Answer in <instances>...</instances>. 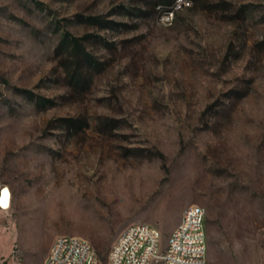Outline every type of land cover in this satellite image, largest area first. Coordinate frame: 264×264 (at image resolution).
Segmentation results:
<instances>
[{"label": "rangeland", "instance_id": "rangeland-1", "mask_svg": "<svg viewBox=\"0 0 264 264\" xmlns=\"http://www.w3.org/2000/svg\"><path fill=\"white\" fill-rule=\"evenodd\" d=\"M173 1L0 0V264H43L58 234L109 264L137 221L161 252L189 203L205 264H264V0L163 25Z\"/></svg>", "mask_w": 264, "mask_h": 264}, {"label": "built area", "instance_id": "built-area-1", "mask_svg": "<svg viewBox=\"0 0 264 264\" xmlns=\"http://www.w3.org/2000/svg\"><path fill=\"white\" fill-rule=\"evenodd\" d=\"M189 0H180L178 7ZM174 11L170 14V16ZM169 16V17H170ZM165 17L159 22L167 19ZM7 188V207L12 193L7 184L0 185V199ZM159 229L148 223L137 221L126 226L108 251L109 264H150L159 260L162 264H205L206 232L202 212L196 203H189L183 209L178 223L171 230L166 245L158 252ZM46 254L54 255L53 263L43 264H95L96 254L88 239L75 234H58L54 237Z\"/></svg>", "mask_w": 264, "mask_h": 264}, {"label": "trees", "instance_id": "trees-1", "mask_svg": "<svg viewBox=\"0 0 264 264\" xmlns=\"http://www.w3.org/2000/svg\"><path fill=\"white\" fill-rule=\"evenodd\" d=\"M63 41H67V44L71 45L73 52H75L76 54L80 55L81 57L87 59L88 61L91 60V58H92L91 54L88 53L87 51L83 50V48L81 47L80 38L73 37V36L69 35L68 32L65 31L62 35V42ZM22 91L29 93L33 97L35 95V94H33V92L31 90L23 89ZM44 100L49 101L48 104L52 103L51 99H45L43 97L37 96L36 104L41 105L44 103ZM67 120L73 121L72 118H67ZM204 222H205V220H204ZM206 248H207V243H206Z\"/></svg>", "mask_w": 264, "mask_h": 264}, {"label": "bare ground", "instance_id": "bare-ground-1", "mask_svg": "<svg viewBox=\"0 0 264 264\" xmlns=\"http://www.w3.org/2000/svg\"><path fill=\"white\" fill-rule=\"evenodd\" d=\"M179 1L180 0H174L169 8L164 9V10H162L160 12L159 21H160V19L168 17L167 19L163 20V22H160L161 24H163V25H171L173 23L174 19H175L176 13L179 10H181L183 8H186L190 4V3H183L182 5H180L178 7ZM173 11H174V13L170 16V14ZM5 190H7V192H8L7 188L3 189V197H2V199L4 198ZM197 210H198V204H197ZM202 221L204 222V213H202ZM53 262H54V255L53 254H47L46 255V263H53Z\"/></svg>", "mask_w": 264, "mask_h": 264}, {"label": "snow or ice", "instance_id": "snow-or-ice-1", "mask_svg": "<svg viewBox=\"0 0 264 264\" xmlns=\"http://www.w3.org/2000/svg\"><path fill=\"white\" fill-rule=\"evenodd\" d=\"M0 206L7 207V190H5L4 198L0 199Z\"/></svg>", "mask_w": 264, "mask_h": 264}]
</instances>
